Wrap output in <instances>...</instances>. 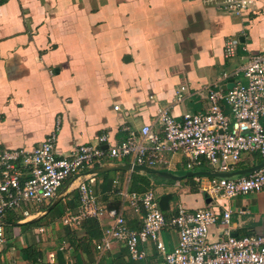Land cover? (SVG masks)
Returning a JSON list of instances; mask_svg holds the SVG:
<instances>
[{
  "label": "crops",
  "instance_id": "obj_1",
  "mask_svg": "<svg viewBox=\"0 0 264 264\" xmlns=\"http://www.w3.org/2000/svg\"><path fill=\"white\" fill-rule=\"evenodd\" d=\"M213 1L0 2V150L30 149L55 133V148L65 155L96 143L102 134L108 137L106 147L144 124L158 130L160 108L175 118L204 111L208 89L233 83L232 73L264 45V0H251V9L239 16L219 11ZM231 36L240 45L227 58L223 45ZM223 73L228 76L221 80ZM180 85L185 86L183 99L176 102ZM165 157V163L153 165H138L132 156L106 159L68 178L53 198L8 210L2 218L0 264L161 262L151 241L139 243L145 252L141 260H132L120 241L99 252L95 241L112 223L108 215L63 224L62 216L80 204V182L89 185L99 203L118 208L131 229L141 222L121 193L152 187L157 201L171 196L164 211L167 220L179 206L193 211L211 202L219 210L230 208L233 235L264 232V192L230 199L211 196L204 190L211 176L187 175L196 169L186 168L180 151ZM257 161L244 156L234 170ZM219 232L218 224L211 226L208 239H218ZM161 237L167 249L176 244L172 227H164Z\"/></svg>",
  "mask_w": 264,
  "mask_h": 264
},
{
  "label": "built area",
  "instance_id": "obj_2",
  "mask_svg": "<svg viewBox=\"0 0 264 264\" xmlns=\"http://www.w3.org/2000/svg\"><path fill=\"white\" fill-rule=\"evenodd\" d=\"M213 5L221 12L239 16L251 9L252 1L214 0ZM239 45L237 37L226 38L224 56L233 57ZM232 75L236 78L232 87L224 91L217 87L208 89L204 111L185 112L175 118L168 109L160 108L155 116L158 130L153 129L152 123L144 124L126 139L106 147L103 144L108 137L102 134L96 143L81 145L63 155L57 152L56 135L51 133L30 149L0 150V244L5 240V212L53 198L66 179L106 159L132 156L138 165H153L165 163L167 153L180 151L188 170L206 166L214 171H233L245 153L256 155L257 163L263 161L264 45L250 52ZM227 76L223 73L221 80ZM184 90L185 86L180 85L176 102L182 101ZM78 190V208L62 216L61 221L76 225L86 217H111L112 223L95 241L99 252L108 250L113 241H120L132 260H141L145 252L139 249V243L151 241L162 258L158 264H264V232L233 235L230 208L219 210L211 202L193 211L179 206L167 220L152 187L142 192H122L141 222L138 229H131L122 212L99 203L86 182H80ZM204 190L227 199L264 192V166L232 177L211 176ZM22 214L27 216L28 209H23ZM216 224L220 226L218 239L210 241L209 229ZM166 226L177 233L172 249H167L162 241Z\"/></svg>",
  "mask_w": 264,
  "mask_h": 264
},
{
  "label": "water",
  "instance_id": "obj_3",
  "mask_svg": "<svg viewBox=\"0 0 264 264\" xmlns=\"http://www.w3.org/2000/svg\"><path fill=\"white\" fill-rule=\"evenodd\" d=\"M233 83H229L226 87H220V89H225V88H230L232 87ZM262 166H264V160L260 161L258 163H255L254 165L250 166V167H246L243 169H237L234 171H214V170H210V169H206V170H199L196 169L194 171H190L189 173H187V175H196V174H204V175H208V176H213V177H232L235 175H240V174H246L249 172H252L253 170H256L258 168H261ZM135 168H143L145 171L148 172H154L153 170L147 169L145 167H141L138 165H135ZM157 174L159 175H163V176H168V173L165 172H157Z\"/></svg>",
  "mask_w": 264,
  "mask_h": 264
},
{
  "label": "trees",
  "instance_id": "obj_4",
  "mask_svg": "<svg viewBox=\"0 0 264 264\" xmlns=\"http://www.w3.org/2000/svg\"><path fill=\"white\" fill-rule=\"evenodd\" d=\"M169 199H171V196L165 195V196L160 197V199L158 201L159 208L163 213L168 207L167 204H168Z\"/></svg>",
  "mask_w": 264,
  "mask_h": 264
},
{
  "label": "rangeland",
  "instance_id": "obj_5",
  "mask_svg": "<svg viewBox=\"0 0 264 264\" xmlns=\"http://www.w3.org/2000/svg\"><path fill=\"white\" fill-rule=\"evenodd\" d=\"M243 156H247V153H245ZM248 156H250V154H248ZM256 158H257L256 155H254V154L251 155V159H252L253 162L256 161ZM257 159H258V158H257ZM66 180H67V179H66ZM66 180H65V181H66ZM65 181H64V182H65Z\"/></svg>",
  "mask_w": 264,
  "mask_h": 264
}]
</instances>
